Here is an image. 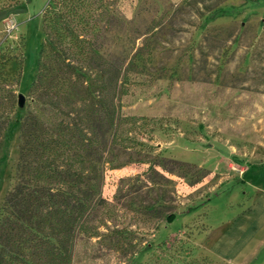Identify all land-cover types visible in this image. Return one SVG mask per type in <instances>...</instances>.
<instances>
[{
  "label": "rangeland",
  "instance_id": "1",
  "mask_svg": "<svg viewBox=\"0 0 264 264\" xmlns=\"http://www.w3.org/2000/svg\"><path fill=\"white\" fill-rule=\"evenodd\" d=\"M20 1L0 10V122L10 120L0 138V204L16 178L19 117L30 107L48 0ZM182 1L117 3L125 24L105 51L121 56L145 30L152 49L129 74L120 113L147 120L121 126L134 141L108 156L106 202L87 221L96 235H75L70 264H232L209 246L255 198L244 169L264 171V0ZM242 264H264V244Z\"/></svg>",
  "mask_w": 264,
  "mask_h": 264
},
{
  "label": "trees",
  "instance_id": "2",
  "mask_svg": "<svg viewBox=\"0 0 264 264\" xmlns=\"http://www.w3.org/2000/svg\"><path fill=\"white\" fill-rule=\"evenodd\" d=\"M118 1L48 0L41 10L30 107L19 117L16 178L0 204V264H70L75 235H96L87 221L106 202L104 173L115 167L108 156L128 138L121 126L147 120L121 114L120 97L129 74L150 59L148 30L129 37L121 56L104 49L125 24ZM20 3L10 0L0 10ZM9 122H0V138Z\"/></svg>",
  "mask_w": 264,
  "mask_h": 264
},
{
  "label": "crops",
  "instance_id": "3",
  "mask_svg": "<svg viewBox=\"0 0 264 264\" xmlns=\"http://www.w3.org/2000/svg\"><path fill=\"white\" fill-rule=\"evenodd\" d=\"M253 169L247 166L243 173V184L257 191L253 202L233 213L209 246L216 256L232 264H242L258 245L264 244V171L248 173Z\"/></svg>",
  "mask_w": 264,
  "mask_h": 264
},
{
  "label": "water",
  "instance_id": "4",
  "mask_svg": "<svg viewBox=\"0 0 264 264\" xmlns=\"http://www.w3.org/2000/svg\"><path fill=\"white\" fill-rule=\"evenodd\" d=\"M23 99H24V97H23V94H21V93H19L18 94V98H17V105L19 106V107H22L23 106Z\"/></svg>",
  "mask_w": 264,
  "mask_h": 264
}]
</instances>
